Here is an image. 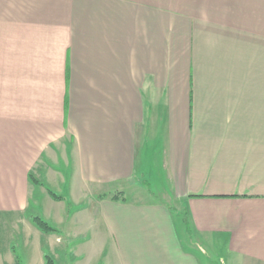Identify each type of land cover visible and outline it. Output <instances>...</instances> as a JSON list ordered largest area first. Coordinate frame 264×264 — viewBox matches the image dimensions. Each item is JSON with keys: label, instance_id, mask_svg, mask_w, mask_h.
<instances>
[{"label": "crops", "instance_id": "crops-1", "mask_svg": "<svg viewBox=\"0 0 264 264\" xmlns=\"http://www.w3.org/2000/svg\"><path fill=\"white\" fill-rule=\"evenodd\" d=\"M32 207L61 264H264V0H0V236L46 264Z\"/></svg>", "mask_w": 264, "mask_h": 264}, {"label": "rangeland", "instance_id": "rangeland-1", "mask_svg": "<svg viewBox=\"0 0 264 264\" xmlns=\"http://www.w3.org/2000/svg\"><path fill=\"white\" fill-rule=\"evenodd\" d=\"M143 182H142V184H143V187H142L143 190L142 191L145 192L146 194H148L150 196V198H152V200H154V201L161 200L162 196H161V189H159V187H158L159 183L157 181H155V183L153 184L154 181L153 182L151 181V185H148L147 183H143ZM102 192H105V191H102ZM110 192H115V190L106 192L107 193L106 195H109L108 193H110ZM53 193H55L56 195L61 196L63 198L64 202L67 205V208H68L67 209V216L65 218H63L64 223L66 225L69 224L70 216H72L77 211H80L81 209L85 208V206L92 205L93 197H90V198L86 199V201H85L86 205L74 204L71 201L70 195L68 194V190L66 188H64V187H63V189L61 187V189H59L57 191H54ZM100 196H102V195H98V196H96V198L98 199ZM126 196L127 197L129 196V198L130 197L132 198V195H130V194H127ZM32 203H34V200L32 201ZM174 208H176V206H174ZM172 211H173V208H172ZM39 212H40L39 210H35V208L32 207V209H28V211H27L28 215L27 216L28 217H30V216H40ZM173 214L175 215V217H177V215H176V213H174V211H173ZM4 217H5V218H3L4 222L9 223V225H10L12 223V221L10 219H7L8 217H6V216H4ZM10 218H12V217H10ZM50 220H51L50 225L53 228H55L58 231V233L49 234V235L45 236V234L43 232H41V233L44 234V236L42 237V247L44 249V252L51 254L56 259L55 260L56 264H61L60 257L58 255V253H60V250H59V248H60L59 244L60 243L58 242L59 239L57 240L56 237L50 238V236L51 235L60 236L62 231L64 230V227H62L60 225V221L59 220L56 221V223H55V221H53L55 219H50ZM10 238H11L10 236H0V241H1V246H2L1 248L10 247V245H9L10 243L9 242H11V243L14 242L13 243V247H12V251L14 249L15 252H13L12 261H11V256H9L10 253H9V250H8V253L4 256L5 257V260H4L5 264H33V263L36 264L37 262L41 263V259H43L42 253H40V252L36 253V251L34 250V248L37 246V244L32 243L31 246H30V249L28 248V250L25 251L24 247L26 245H23V240L22 239H18V241L16 239H15V241H13V240L10 241L9 240ZM51 240L53 242L56 241V244L55 243L53 244V246H54L53 249L54 250L51 249L52 248V246L50 244ZM15 256H16L17 263H15ZM105 264H108V260H106Z\"/></svg>", "mask_w": 264, "mask_h": 264}, {"label": "trees", "instance_id": "trees-1", "mask_svg": "<svg viewBox=\"0 0 264 264\" xmlns=\"http://www.w3.org/2000/svg\"><path fill=\"white\" fill-rule=\"evenodd\" d=\"M32 181L37 182V180L33 179V177H32ZM49 193L54 200H56V201H62L63 200V198L61 196L56 195L51 190H49ZM99 199L100 200L110 199V200L118 201V202H127V200H128L125 193L120 192V191L117 193H113V194L111 193L109 195L104 194V195L100 196ZM32 222L44 234H56V233H58V231L55 228H53L49 222H47L46 220L42 219L39 216H33ZM44 259H45L46 264H56L55 263L56 259L49 253H45Z\"/></svg>", "mask_w": 264, "mask_h": 264}]
</instances>
